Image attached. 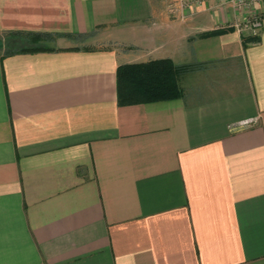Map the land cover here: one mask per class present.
Returning <instances> with one entry per match:
<instances>
[{
  "label": "crops",
  "instance_id": "0c3cea01",
  "mask_svg": "<svg viewBox=\"0 0 264 264\" xmlns=\"http://www.w3.org/2000/svg\"><path fill=\"white\" fill-rule=\"evenodd\" d=\"M256 9L244 45L228 0H0V31L54 35L0 58V264H264ZM160 58L183 96L118 105L117 67Z\"/></svg>",
  "mask_w": 264,
  "mask_h": 264
},
{
  "label": "trees",
  "instance_id": "16d2710c",
  "mask_svg": "<svg viewBox=\"0 0 264 264\" xmlns=\"http://www.w3.org/2000/svg\"><path fill=\"white\" fill-rule=\"evenodd\" d=\"M209 31L199 37L216 34ZM260 29L256 33L248 32L243 42H258ZM92 33L65 36L81 40L89 38ZM54 35L41 32L0 31V58L17 53L52 50L48 47ZM194 65H177L169 58L152 59L142 62L125 63L116 69L117 103L120 106L167 101L183 96L179 76L192 70Z\"/></svg>",
  "mask_w": 264,
  "mask_h": 264
},
{
  "label": "built area",
  "instance_id": "2783aa9c",
  "mask_svg": "<svg viewBox=\"0 0 264 264\" xmlns=\"http://www.w3.org/2000/svg\"><path fill=\"white\" fill-rule=\"evenodd\" d=\"M231 5L240 12L247 13V18L242 23H234L232 26L238 31L244 30L256 33L262 26L263 15L257 12V5H263L264 0H228ZM257 122V118H247L229 125L231 130L248 127Z\"/></svg>",
  "mask_w": 264,
  "mask_h": 264
},
{
  "label": "rangeland",
  "instance_id": "374dc122",
  "mask_svg": "<svg viewBox=\"0 0 264 264\" xmlns=\"http://www.w3.org/2000/svg\"><path fill=\"white\" fill-rule=\"evenodd\" d=\"M171 9H175V7H174V8L172 7ZM243 32H244V33H247L248 31L244 30Z\"/></svg>",
  "mask_w": 264,
  "mask_h": 264
}]
</instances>
